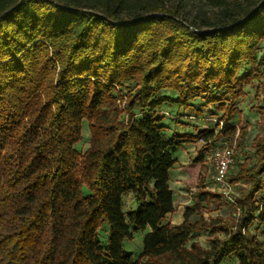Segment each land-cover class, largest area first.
<instances>
[{"label": "trees", "instance_id": "trees-1", "mask_svg": "<svg viewBox=\"0 0 264 264\" xmlns=\"http://www.w3.org/2000/svg\"><path fill=\"white\" fill-rule=\"evenodd\" d=\"M19 1L0 0V264H139L124 241L147 228L146 264H221L230 255L264 264V238L250 231L257 221L264 232V139L255 161L228 173L250 181L234 222L192 220L220 197L201 189L182 222L165 223L175 209L174 150L213 131L166 135L158 111L198 98L231 122L251 82L243 64L259 71L264 0H211L191 15V0ZM127 193L135 205L126 212ZM210 228L223 236L205 247L195 237Z\"/></svg>", "mask_w": 264, "mask_h": 264}, {"label": "rangeland", "instance_id": "rangeland-1", "mask_svg": "<svg viewBox=\"0 0 264 264\" xmlns=\"http://www.w3.org/2000/svg\"><path fill=\"white\" fill-rule=\"evenodd\" d=\"M214 4L211 0H191L188 5V14L200 9L209 11ZM257 66L259 71L249 64H243L240 75L249 74L251 82L243 86V92L234 102V118L226 124L225 118H222L223 109L217 107V103L204 105L201 99H194V106L183 108L178 105L165 103L159 107V113L164 115L167 123L166 135H171L172 131L190 132L196 134L202 130L213 131L209 140L197 139L189 141L181 152L187 151L194 153L193 158L188 161L190 171H188L187 180L181 175L173 177V188L175 198V209L168 216L169 221L177 222L184 219V213L181 209L193 204L198 199V191L201 189L210 190L220 194L218 199L209 198L202 202L200 211L194 213L192 220H197L201 215L205 219L217 218L221 222H234L239 215V209L236 206V200L244 194L250 187V181L238 174L234 181L228 178L231 185V191L228 195L221 193L218 186L213 182L212 152L215 148L225 144L233 146L235 152V161L232 164L229 173L236 176L238 166L236 163L249 164L256 160L255 141L264 139V92L259 87V81L262 79L260 72H264V40L260 43L257 51ZM89 145V126L88 121H83L82 138L76 144L79 152H84ZM178 151L175 153L178 156ZM197 159V160H196ZM184 166V165H180ZM187 166V165H186ZM184 166V167H186ZM182 181V182H177ZM125 211L134 207L135 202L131 193L125 195ZM185 211V210H184ZM107 230V231H106ZM149 228L134 232L132 239H126L124 246L133 252V258L139 264H146V258L141 256L143 251V237ZM250 231L264 238V232L258 227V222L254 221L250 225ZM108 237V225L105 224L99 231L102 241ZM215 236H223L220 231L210 229L202 230L196 234L195 239L199 240L205 247L210 246V239ZM221 264H239L234 255L226 257Z\"/></svg>", "mask_w": 264, "mask_h": 264}, {"label": "built area", "instance_id": "built-area-1", "mask_svg": "<svg viewBox=\"0 0 264 264\" xmlns=\"http://www.w3.org/2000/svg\"><path fill=\"white\" fill-rule=\"evenodd\" d=\"M213 182L221 193L228 195L231 191V185L228 181V173L235 161V152L233 146L223 145L215 148L212 152Z\"/></svg>", "mask_w": 264, "mask_h": 264}, {"label": "crops", "instance_id": "crops-1", "mask_svg": "<svg viewBox=\"0 0 264 264\" xmlns=\"http://www.w3.org/2000/svg\"><path fill=\"white\" fill-rule=\"evenodd\" d=\"M187 144H189V142H185L181 147L177 148V149L174 150V152H173V155L177 158V162L175 163V165H174V166L171 168V170H170V186H171V188L173 189V191H174V188H173V185H172V183H173V177H174L175 175H178L179 178H180V176L183 175V176H184V177H183L184 180H187L186 178H187V176H188V174H189L188 171L191 170L190 167H189V165H188V161H190L191 158H193V154H194V153H193V152H192V153H188L187 151H185V152H181V151L184 150V147L187 146ZM177 151L179 152V153H178V156L175 154ZM196 160H197V159H196ZM180 165H184V166L187 165V166L184 167V166H180ZM180 179L183 180L182 177H181ZM177 182H182V181H177ZM184 210H185V208L181 209L182 214L184 213ZM171 213H173V211L170 212V213L167 215V218H166V220H165V223L178 224V223H180V222L183 221V219H181V220H179V221H177V222H173L172 220L169 221V220H168V216H169Z\"/></svg>", "mask_w": 264, "mask_h": 264}, {"label": "water", "instance_id": "water-1", "mask_svg": "<svg viewBox=\"0 0 264 264\" xmlns=\"http://www.w3.org/2000/svg\"><path fill=\"white\" fill-rule=\"evenodd\" d=\"M21 1H22V0H20L19 3H20ZM19 3H18V4H19ZM11 8H13V7H11Z\"/></svg>", "mask_w": 264, "mask_h": 264}]
</instances>
